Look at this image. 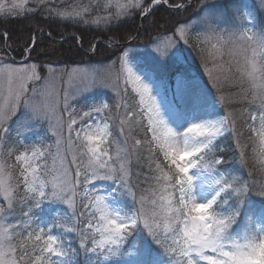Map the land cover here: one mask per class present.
<instances>
[{
	"label": "snow or ice",
	"instance_id": "snow-or-ice-1",
	"mask_svg": "<svg viewBox=\"0 0 264 264\" xmlns=\"http://www.w3.org/2000/svg\"><path fill=\"white\" fill-rule=\"evenodd\" d=\"M25 2L0 0V13ZM164 6L173 16L191 4L108 0L95 5L107 14L91 20L87 6L49 15L118 32L133 12L146 19ZM247 23L225 27L217 5L202 0L144 56L120 48L103 68L65 73L74 86L60 91L55 68L42 77L36 64L0 57V264H264V186L256 191L241 172L247 145L223 94L225 83L237 85L251 106L245 124L264 164V29ZM197 31L213 50L211 87L184 67L178 46ZM0 39L10 50L8 33ZM35 47L33 33L22 51ZM95 89L111 95L93 97ZM133 160L146 163V187Z\"/></svg>",
	"mask_w": 264,
	"mask_h": 264
},
{
	"label": "trees",
	"instance_id": "trees-1",
	"mask_svg": "<svg viewBox=\"0 0 264 264\" xmlns=\"http://www.w3.org/2000/svg\"><path fill=\"white\" fill-rule=\"evenodd\" d=\"M169 2L171 3L173 0H169ZM175 2H185V0H175ZM201 2L202 0H192L190 3L191 7H189L187 11L181 10L179 15L173 16L169 15L170 10L165 11L166 6L159 8L155 15L148 16L142 22L140 32L136 37L135 35L141 23V15L138 12H133L132 19L124 24L118 32H109L104 29L103 25H101L99 29H96L95 27H86L83 23H62L49 15L50 3H30L27 6L29 9L0 15V33H8L9 39L7 43L11 46L10 49L13 50V57L17 59H23L25 57L26 53L22 50L28 46L32 34L35 33L39 38L36 41L35 50L31 52V56L38 63H45L43 61H46V63L49 64H61L64 62L70 65L101 64V61L107 62L106 58L110 57L108 54L113 53L112 51L114 49H120L124 45H128L130 39L135 37V41H140L138 45L143 42L149 44L157 35H161L164 29L169 27L174 20H187L189 17H194L199 10ZM210 2L217 5V9L225 21V26L232 21L234 15L239 14L241 9L240 4L237 3L236 0H210ZM7 3H9V0H7ZM96 3L94 2L91 8L92 14L95 13L98 15L100 12L95 7ZM98 3H100V1ZM253 3L257 5L254 13L258 27H260L264 25V19L261 17L263 11L259 9V4L256 0H253ZM164 20H167L168 24L163 23L162 21ZM157 21L160 22L156 23ZM48 33H51V36H48ZM170 34L171 33H169V35ZM110 37L118 40L119 47H109L106 44V42H109ZM93 47L96 48L95 53L91 51ZM21 52H23V54H20ZM104 57L106 58L104 59ZM239 89V87L234 89H227L224 87V90L230 94L232 99L239 101V103H229L228 109L235 112L237 116V129L243 133L240 137L241 142L247 145L245 149L247 163L246 166L241 168V172L244 177L248 174V178L249 173H251L253 180L250 181V183L257 185L255 190L259 191L264 183L263 175L261 171L259 173L258 169H256L257 166L249 159L255 147L256 140H249L251 133L249 132L248 126L245 124L248 118V112L245 110L250 107H246L247 102L234 96V93L239 95ZM224 147L226 148L227 155L231 158L233 149L227 148L226 145H224ZM135 166H137V164H135ZM252 169L255 171V174L257 173L258 175H254ZM146 173H148V169ZM145 176L146 175L141 174L139 176L138 182L141 187L147 186ZM134 182H136L135 178Z\"/></svg>",
	"mask_w": 264,
	"mask_h": 264
},
{
	"label": "rangeland",
	"instance_id": "rangeland-1",
	"mask_svg": "<svg viewBox=\"0 0 264 264\" xmlns=\"http://www.w3.org/2000/svg\"><path fill=\"white\" fill-rule=\"evenodd\" d=\"M99 1H100V4H107L108 3V0H44L45 3H50L49 9L52 11H72L73 9L79 11L82 7H86V6L91 7V5L94 2L98 3ZM236 1H237V3L240 4V7H241L240 12H239V14L234 15L232 21H230L228 25H226V26L224 25V26L228 27L229 25H232L233 22H235L236 25L244 24L245 26L250 27L251 24L247 23V21L248 20H254L255 25H256V28L254 30L264 29V25L258 27V23L256 22L255 16H254L255 11H253L251 17H243L242 16V11H248L249 9H251V7L253 5V0H246L247 4L249 6L248 9H242V5L245 2V0H236ZM256 1L258 4L260 3V0H256ZM5 2H6V4H11L12 0H9V3H7V0H5ZM18 2H20V0H18ZM40 2H41V0H26L23 8L16 9V10H14V12H19V11H23L25 9H29V8H27V6L30 3L37 4ZM259 9H261L263 11L261 17L264 19V8L259 7ZM98 11L100 12L99 14L97 13ZM98 11L96 12L98 15H96L94 13L91 16L85 17V18L90 19L94 16H95L94 18H96L97 16H103V15L107 14L106 11H103L100 9H98ZM110 11L115 12V7L114 6L111 7ZM2 14H4V13H0V15H2ZM199 35H200V33L198 31L191 33V35L189 37V43L188 44H184L183 41L179 40V38L177 37V40H179L178 46H180L182 48L183 55L187 58L185 61L184 67L187 68V70L189 71V73L191 75L197 76L201 80L208 82L209 87H211L212 82L209 79L207 72L205 71V66L207 65L208 68L212 67L213 50H212L210 44L204 45L201 43L200 39H197V37ZM138 43H140V41H135V39H134V40L129 42L130 45L129 44L124 45L123 47L129 48L130 50L133 51L134 54H138L140 56H144L147 52H149L151 50L152 45L150 43L146 44L143 42L140 45H138ZM213 43H214V41H213ZM106 44L108 45V42H106ZM8 52L13 53V50L12 49L6 50V45H5L4 40L0 39V57L9 61L10 63H14L15 67H20V66L25 65V64H27V65L36 64V65H38V71L40 72L42 77H50L51 76L50 68H55L56 78L54 81V91H60L62 89H68V88H71L74 86L73 83L67 82L68 78H67V76L64 75L65 73L72 72L73 70H76V72H79V73H84V72L91 73V71L93 69L103 68L106 65L110 64L112 61H115L117 59V57L119 55H121L120 49H114L112 51L113 53L108 54V56H110L109 58H106L107 56L104 57V59L106 58L107 62L101 61V64L98 63V64H78V65H76V64L72 65L71 64L70 65L66 62L61 63V64H59V63L58 64H49V63H46V61H43L45 63H42V62L38 63L36 60H34L32 58L31 53L30 54L26 53V55L23 59H19V61H16L15 59H13L10 56V53H8ZM20 54H23V52H21ZM224 59L228 60L229 57L227 55H225ZM61 77H63V79H61ZM224 87L227 89H234L238 86L234 85V84L225 83ZM224 87H223V94L228 99V101L230 103H233V102L239 103L238 100H234L230 97V94L224 90ZM245 87H247V85H245ZM4 88L6 90V84L4 85ZM213 91L215 92V89H213ZM239 92H240V89H239ZM91 95L93 97H106V96H110L111 93L105 89H95ZM234 96L236 98L240 99V95H236V93H234ZM246 107H251V106L247 103ZM245 115H246V112H245ZM13 127H15V125H13ZM45 128H47V125H45ZM38 131L41 134L43 133V129H39ZM31 138L32 137L30 134V139ZM138 138H142V137H138ZM145 155H146V153H145ZM249 159H251L253 161V164L255 166H257L256 169H258L259 173H260V171L262 172L263 179H264V164L261 163L262 157L260 156V153H259L258 141L255 142V147H254L252 153L250 154ZM9 163H11V161H9ZM135 164H136L135 160H133V165H134L133 171L134 172H138L141 175L147 174L146 173L147 167H146L145 161H141L139 164V167H138V165L135 166ZM135 168H137V169H135ZM252 173L254 175H258L257 173L255 174V171L253 169H252ZM244 174H245V172H244ZM250 176L251 175H249V178H248V174H247L245 177L249 183H250V181L253 180L252 176H251L252 179L250 178ZM263 186H264V183H263Z\"/></svg>",
	"mask_w": 264,
	"mask_h": 264
}]
</instances>
